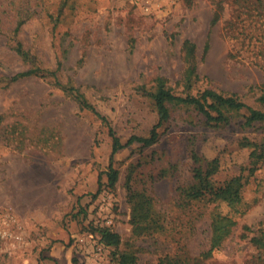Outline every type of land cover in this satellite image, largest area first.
I'll return each mask as SVG.
<instances>
[{
	"label": "rangeland",
	"instance_id": "rangeland-1",
	"mask_svg": "<svg viewBox=\"0 0 264 264\" xmlns=\"http://www.w3.org/2000/svg\"><path fill=\"white\" fill-rule=\"evenodd\" d=\"M213 1L0 0V208L14 215L21 235L18 242L0 239V264H115V254L125 250L135 253L136 264H158L167 255L197 256L208 249L210 212L227 209L206 199L184 206L178 187L192 179L190 152L218 158L216 184L243 168L247 175L246 143L264 141V122L244 127L241 110L230 114L227 125L212 128L191 108L170 105L156 143H133L114 155L119 174L110 189L102 174L110 155L107 128L53 81L78 88L122 142L146 136L157 114L140 89L162 76L174 94L182 93L180 47L189 39L200 76L191 94L215 89L262 109L256 99L264 90V70L227 56L232 45L221 27L234 0H223L215 25ZM16 42L28 61L16 54ZM31 68L42 77L7 82ZM127 173L133 188L153 198L161 231L132 234ZM247 178L242 196L249 208L234 216L235 227L206 264L260 263L262 252L250 238L264 231V160ZM102 227L119 235L117 249L101 241Z\"/></svg>",
	"mask_w": 264,
	"mask_h": 264
},
{
	"label": "trees",
	"instance_id": "trees-1",
	"mask_svg": "<svg viewBox=\"0 0 264 264\" xmlns=\"http://www.w3.org/2000/svg\"><path fill=\"white\" fill-rule=\"evenodd\" d=\"M235 8L231 9L230 17L224 21L222 33L231 43V49L228 52V58L232 60L247 61L250 64L264 70V0H234ZM251 3V5H250ZM214 11L211 18V24L215 25L221 18L223 11V0H214ZM21 22H18L15 31L18 30ZM208 47L205 44L204 50ZM195 44L189 39H184L181 43L180 52L184 63V70L179 79L183 86L181 94L177 95L166 85L162 76L154 80V85L150 89L142 87L140 90L145 93L152 101L157 114V121L152 126L146 136H131L125 142H122L115 133L113 127L106 118L100 115L94 106L86 99L84 94L70 83L62 84L56 79L53 85L69 95L81 109H87L93 112L98 119L107 128V134L110 137V155L107 169L102 173L106 178V186L110 189L115 187L118 180L119 171L114 167V155L122 148L133 143L140 144L141 147H148L159 140V129L170 118L169 106H183L191 108L203 118V123L212 128H219L230 122V114L239 113L245 110L243 126L250 127L255 123L264 122V90L257 97V102L262 109H255L246 105L237 95L224 93L215 89L206 88L196 94H191L193 86L200 78L197 72ZM14 50L21 59L28 61L31 57L23 48L20 42L14 44ZM55 71H50L54 76ZM41 76L39 69L31 68L19 72L6 78L8 83L17 81L28 76ZM250 151V162L247 168L248 174L241 173L235 175L221 184H216L213 176L218 172L219 160L213 158L206 160L199 156L195 150L190 152L193 161L192 179L189 183L178 187L179 196L184 206L193 202L204 201L216 203L215 206L223 204L227 209L222 213L217 209L210 212V236L208 240V249L198 254L190 256L186 253H176L173 256H165L159 260L158 264H206L212 252L220 247L223 241L230 235L236 225L234 216L243 215L249 205L245 203L242 196V188L247 183L248 176L252 175L258 168V163L264 160V141L257 143H246ZM98 176V189L100 190V179ZM126 203L129 206V223L134 236L152 234L162 230V221L160 213L156 209L153 198L143 190H136L132 187V176L127 173L125 183ZM95 195V194H94ZM101 241L107 246H113L115 249L120 244V237L117 233L110 231L107 227L97 228ZM250 241L256 245L261 254L258 255L260 263L264 264V231L258 235L252 236ZM118 251V250H117ZM115 264H136L137 257L131 251H119L115 254Z\"/></svg>",
	"mask_w": 264,
	"mask_h": 264
},
{
	"label": "built area",
	"instance_id": "built-area-1",
	"mask_svg": "<svg viewBox=\"0 0 264 264\" xmlns=\"http://www.w3.org/2000/svg\"><path fill=\"white\" fill-rule=\"evenodd\" d=\"M0 239L21 240L20 231L14 215L6 208H0Z\"/></svg>",
	"mask_w": 264,
	"mask_h": 264
}]
</instances>
